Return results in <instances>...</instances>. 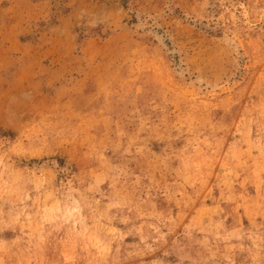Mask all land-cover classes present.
Segmentation results:
<instances>
[{
	"label": "rangeland",
	"instance_id": "374dc122",
	"mask_svg": "<svg viewBox=\"0 0 264 264\" xmlns=\"http://www.w3.org/2000/svg\"><path fill=\"white\" fill-rule=\"evenodd\" d=\"M0 264H264V0H0Z\"/></svg>",
	"mask_w": 264,
	"mask_h": 264
}]
</instances>
